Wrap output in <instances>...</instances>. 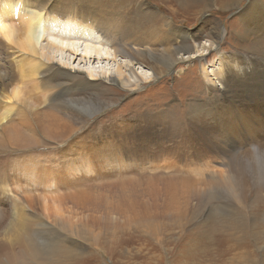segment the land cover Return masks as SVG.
<instances>
[{
	"label": "rangeland",
	"instance_id": "374dc122",
	"mask_svg": "<svg viewBox=\"0 0 264 264\" xmlns=\"http://www.w3.org/2000/svg\"><path fill=\"white\" fill-rule=\"evenodd\" d=\"M250 1L192 0L188 4L186 0H144L145 5L168 18L172 25L194 32L202 42L208 39L207 32L213 33L217 27L225 33L221 38L215 37V44L214 38L211 39L213 45L208 51L200 48L203 53H199L197 44L182 51L184 60L134 90L106 81L107 86L79 89L63 96L57 103L59 108L79 109L83 103L81 96L87 101L92 98L96 106H101L90 115L83 114V122L77 124L79 128L67 142L56 144L44 139L43 147L24 150L8 144L0 146V183H4L1 178L7 176L11 167L23 168L27 161L55 160L62 154L53 151L64 149L77 136L87 133L102 136L104 156L112 153L115 144L120 150L115 151L118 154L129 150L128 154L133 148L139 152V156L130 157L123 164L108 158L98 162L93 154H88V159L83 153L77 157L65 156L73 166L84 165V172L79 173L81 178L68 182L86 190L78 197L84 208L75 201L57 200L63 190L55 183L46 189L31 187L22 194L48 191V212L52 218L73 224L69 233L80 243L75 246L79 247L78 254L68 256L65 252V256L55 239L35 230L30 245L26 243V253L14 247L10 251L4 243L0 258L8 254L15 261L1 259L0 264H34L36 260L40 264H55L52 260L58 258L56 264H264V29H257L260 25L264 27V9L260 7L264 0H255L261 11L253 19L245 13ZM109 5L108 9L115 10L118 4L112 0ZM193 53L196 56L188 57ZM226 62L237 73L234 83H245L247 90L252 91L234 94L230 90L222 94V85L212 69L218 71L220 64ZM133 67L138 73L147 70L138 63ZM243 70H247V80ZM242 77L245 82L239 81ZM250 93L257 99H248ZM249 109H254L259 124L246 130L240 123L237 128L222 131L219 128L213 133L223 117L234 115L235 119L236 114ZM122 120L132 121L131 125L137 127L130 131L107 129L110 125L122 127ZM238 120L242 122L247 117ZM69 127L67 120L63 132ZM129 132L142 135L135 136L138 141L128 137L126 143L120 144ZM94 135H89L87 140L94 139ZM196 137L205 139L201 146H196L201 143L194 142ZM144 144L145 149H141ZM214 148L222 152L215 153ZM127 163L133 167L124 169ZM230 168L235 184L240 181L243 189L231 191L235 185L231 179L227 180ZM122 173L127 175L122 178L125 187L128 186L125 189L121 180L118 182ZM47 176L51 178L50 174ZM117 185H122L124 190ZM69 191L78 195L74 188ZM141 196L143 199H139ZM101 197H106L103 199L110 205L119 200L129 201L130 208L135 207L128 214L130 221L117 211L120 223L85 222L87 215L99 218L106 213L97 209ZM176 202L181 203L178 206ZM143 204L152 208L150 217L144 213ZM110 216L102 218L107 220ZM132 216L137 219L133 220Z\"/></svg>",
	"mask_w": 264,
	"mask_h": 264
},
{
	"label": "bare ground",
	"instance_id": "6f19581e",
	"mask_svg": "<svg viewBox=\"0 0 264 264\" xmlns=\"http://www.w3.org/2000/svg\"><path fill=\"white\" fill-rule=\"evenodd\" d=\"M109 1L112 2V0H0V146L8 144L24 150L25 148L43 147L44 139L56 144L65 140L67 142L79 128L77 124L83 122V114L90 115L92 111L101 106H96L92 98H87L89 99L87 101L81 96L83 103L79 104V109L75 110L70 106L59 108L57 103L63 96L79 89L107 86L106 81L119 85L122 89L134 90L140 84L162 76L176 62L184 60L185 56L181 53L182 51L195 48L194 44L200 46L197 49L199 53L200 48L204 50L203 52L208 51L216 43L217 38L215 37L221 38L225 33L217 27L213 33L207 32L208 39L202 42L194 32L172 25L168 18L145 5L144 0H113L114 4H118L115 10L114 7L108 9ZM186 1L188 4L192 2V0ZM263 6V4L260 5L262 9H264ZM260 7L258 2L251 0L250 8L245 13L253 19L261 11ZM257 29L263 30L264 27L260 25ZM211 39H213V44L210 42ZM194 56H196L195 53L188 57ZM222 59H225L224 55ZM137 63L147 67V70L138 73L133 67ZM212 72L222 85L224 95L230 93L227 92L230 90L234 94L236 91H252L247 90L245 83L244 85L234 83L237 73L227 62L220 64L218 71L212 69ZM222 74L225 76L223 77ZM243 74L247 80V70ZM243 79L242 77L239 81ZM247 96L248 99H257L251 93ZM75 106L77 107L78 104ZM254 112V109L238 114L233 111L236 118H232L234 115L223 117L220 126L215 127L213 133L219 128L220 131L237 128L240 123L246 127V130L252 128L260 121ZM242 117H247V120L242 122L238 120ZM67 120H69L70 127L64 133ZM254 120L257 121L254 123ZM131 124L132 121L122 120V127L116 128L110 125L107 129L118 131L125 128L130 131L137 127ZM94 134L87 133L77 136L64 149L53 151L62 154L55 160L27 161L23 168L11 167L10 170H6L7 176L1 178L4 183H0V250L5 247L3 245L6 243L10 251L11 247H14L22 248L26 253L25 246L26 243L30 245V240L33 238L32 231L39 230L40 235L43 231V236L55 239L54 242L59 245V250L64 255L65 252L69 253L68 256L78 254L79 247L75 246L80 243L69 233V229L73 230V224L67 223L66 219L52 218L51 213L48 212V191L24 194L22 191L31 187L46 189L55 183L63 190V194L59 193L57 200L64 198L75 201L84 208V203H81L78 197H81L86 190L82 186L77 187L68 183L81 178L79 173L84 172L82 170L84 165L73 166L65 159V156L77 157L83 153L88 159L90 158L88 154H93L97 156L98 162L108 158L117 163L129 160L133 156H139V152H136L134 148L128 154L129 150L125 151L126 154L116 153V144L112 148V153L109 152L110 154L104 156V149L102 150L104 139L100 134ZM89 135H94V139L87 140ZM136 135L141 137L142 133L131 134L129 132L127 137L120 140V144L126 143L125 140L128 137L133 141H138ZM228 138H230L229 135ZM143 140L145 141L146 138L144 137ZM148 141L150 140H147V143ZM204 141L205 139L197 137L196 141L194 140V142H201L196 146H201ZM137 144L139 146V143ZM95 145H97L96 148H94ZM145 147L146 144L141 149ZM213 151L222 152L215 148ZM123 167L129 169L133 167V164L127 163ZM231 171L230 168L227 180L231 179L234 182L232 176L234 174H231ZM123 173L118 179V182L121 180V184H123L122 178L127 176H123ZM49 174L51 178L47 176ZM128 177L133 183V178L130 175ZM174 177L176 176H172L173 179ZM152 179L151 177L150 180ZM238 183V185L233 183L235 186H232L234 187L232 192L242 188V183L240 181ZM118 187L123 191L128 186L124 185V189L122 185ZM69 188H74V192L78 195L75 196ZM239 191L236 192L241 194L242 191L240 189ZM103 198L106 197H101L97 209L99 211L103 209L106 212L102 217L107 218L113 215L107 220L101 216L95 218L93 215H87L85 222L100 220L106 224L120 223L119 215L124 220L128 218L127 222L130 221L128 214L133 213L135 207L130 208L129 201L119 202L118 199V203L110 205L109 201ZM141 198L142 196L139 199ZM91 199L96 200L97 197L91 196ZM176 203L179 206L181 202ZM149 207L143 204L144 213L147 216L150 212L153 213L152 208ZM117 211L119 215L116 214ZM132 219L137 218L134 219L132 216ZM36 233L38 234L37 231ZM12 258L6 254L0 258V261L1 259L8 261ZM29 259L33 262L32 258ZM55 260L52 261L56 264L60 258ZM13 261L15 259H12L10 263ZM34 264L40 263L36 260Z\"/></svg>",
	"mask_w": 264,
	"mask_h": 264
}]
</instances>
